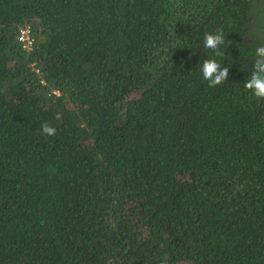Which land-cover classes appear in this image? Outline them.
<instances>
[{"label":"trees","instance_id":"16d2710c","mask_svg":"<svg viewBox=\"0 0 264 264\" xmlns=\"http://www.w3.org/2000/svg\"><path fill=\"white\" fill-rule=\"evenodd\" d=\"M257 45L264 0H0V264H264Z\"/></svg>","mask_w":264,"mask_h":264},{"label":"clouds","instance_id":"9594fccd","mask_svg":"<svg viewBox=\"0 0 264 264\" xmlns=\"http://www.w3.org/2000/svg\"><path fill=\"white\" fill-rule=\"evenodd\" d=\"M21 37L27 38L25 42L20 40ZM225 42L226 38L222 30H217L214 34L205 33L204 35V47L210 50L214 57L225 55V52L221 51V46L225 45ZM17 43L24 52L31 49L32 37L28 25H23L18 29ZM254 56L251 75L244 82L243 87L259 103L264 102V45L256 46ZM200 71L203 79L208 82V86L211 88L224 84L229 75V67H223L221 62L215 58L205 59ZM41 131L45 136L52 137L56 135L57 130L48 122H44L41 125Z\"/></svg>","mask_w":264,"mask_h":264},{"label":"built area","instance_id":"2783aa9c","mask_svg":"<svg viewBox=\"0 0 264 264\" xmlns=\"http://www.w3.org/2000/svg\"><path fill=\"white\" fill-rule=\"evenodd\" d=\"M26 39H27V38H25V37H21V38H20V40H21V41H24V42H25ZM24 46H26V44H24Z\"/></svg>","mask_w":264,"mask_h":264}]
</instances>
